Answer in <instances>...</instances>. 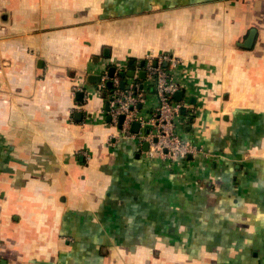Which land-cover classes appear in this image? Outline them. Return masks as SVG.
<instances>
[{"label":"crops","instance_id":"obj_1","mask_svg":"<svg viewBox=\"0 0 264 264\" xmlns=\"http://www.w3.org/2000/svg\"><path fill=\"white\" fill-rule=\"evenodd\" d=\"M150 50L183 62L190 158L87 80ZM0 264H264V0H0Z\"/></svg>","mask_w":264,"mask_h":264},{"label":"built area","instance_id":"obj_2","mask_svg":"<svg viewBox=\"0 0 264 264\" xmlns=\"http://www.w3.org/2000/svg\"><path fill=\"white\" fill-rule=\"evenodd\" d=\"M155 62V64H153ZM180 61L168 54H163L156 61L139 62L133 71V81L128 88H120V77L116 69L112 77L107 74L102 76L99 87L106 88L105 82L111 81V91L109 92L107 114L110 122L119 126V116L124 115L120 125L121 133L126 137H134L138 144L146 142L148 156L157 155L160 158L184 159L189 155L199 152V148L194 144L183 140L176 130L177 118L181 114L183 106L182 100L174 99L175 92L182 90L179 80L175 79L172 69ZM164 64H166L164 66ZM145 73V77L151 82L153 94L156 100L154 108L146 119L137 116V106L145 100L143 87L140 83V72ZM136 121L144 130L132 132L131 123Z\"/></svg>","mask_w":264,"mask_h":264},{"label":"water","instance_id":"obj_3","mask_svg":"<svg viewBox=\"0 0 264 264\" xmlns=\"http://www.w3.org/2000/svg\"><path fill=\"white\" fill-rule=\"evenodd\" d=\"M140 63L143 64L144 61L142 60ZM153 64H155V62H154ZM165 65H166V64H164V66H165ZM115 70H116L115 67L110 66V67L108 68V70H107V75H108V77H112V76L114 75ZM117 74H118V76L120 77V88H121V89H123V88H128L129 85H128V84L126 85V82H125L124 79H125L126 76H127V77H133V76H134V71H133L132 69L128 70L127 72H125V71L122 70V71H118ZM139 75H140V77H143V78L145 77V73H144L143 71L140 72ZM101 79H102V78H101L100 75H89L88 78H87V80H88L89 82H93V83H100V82H101ZM105 85H106L108 88H111V81H110V80H107V81L105 82ZM182 96H183V91H182V90H179V91L175 92L174 95H173L174 99H176V100H180V99L182 98ZM75 98L78 99V100H82V99H83V92H82V91H78V92H76V93H75ZM182 108H183V107H182ZM182 108H181V111L183 110ZM105 109H106V110L108 109V103L105 105ZM107 119L110 120V117L108 116ZM123 119H124V115H120V116H119V127H120L121 123L123 122ZM138 127H139V123L136 122V121H133V122L131 123L130 130H131L132 132H137ZM147 146H148V144L145 143V147H146V148H147ZM189 158H190V156H189Z\"/></svg>","mask_w":264,"mask_h":264},{"label":"rangeland","instance_id":"obj_4","mask_svg":"<svg viewBox=\"0 0 264 264\" xmlns=\"http://www.w3.org/2000/svg\"><path fill=\"white\" fill-rule=\"evenodd\" d=\"M134 29H136V28H134ZM253 32L251 33V35L248 37V39H249V41H250V39H253ZM163 54H168V53H158L157 51H154V50H150V51H148V52H146L145 54H143L142 56H140V57H137V58H135L134 60L135 61H133V63L135 64V65H137V63H138V61H139V59H141L140 61H150V60H152V61H156L157 60V58H159V57H162L163 56ZM170 57H174L175 59H178L180 62L176 65V67L175 68H177V67H179V66H181L182 64H183V62H182V60L179 58V57H176V56H174V55H171V54H168ZM125 67L126 68V64L124 65V64H118L117 65V69L118 68H121V67ZM114 67V66H113ZM116 68V67H115ZM134 69V68H133ZM144 81H146V79L144 78L143 79ZM178 130V129H177Z\"/></svg>","mask_w":264,"mask_h":264},{"label":"flooded vegetation","instance_id":"obj_5","mask_svg":"<svg viewBox=\"0 0 264 264\" xmlns=\"http://www.w3.org/2000/svg\"><path fill=\"white\" fill-rule=\"evenodd\" d=\"M140 65H143V64H141V63H139ZM135 67V64L133 63V61H129V63H128V65H127V68L128 69H132V68H134Z\"/></svg>","mask_w":264,"mask_h":264},{"label":"trees","instance_id":"obj_6","mask_svg":"<svg viewBox=\"0 0 264 264\" xmlns=\"http://www.w3.org/2000/svg\"><path fill=\"white\" fill-rule=\"evenodd\" d=\"M106 89H107V88H106ZM109 89H110V88H109ZM109 89H108V90H109Z\"/></svg>","mask_w":264,"mask_h":264}]
</instances>
